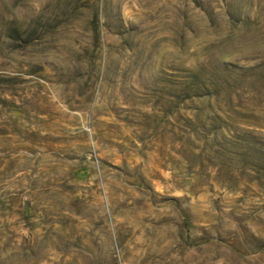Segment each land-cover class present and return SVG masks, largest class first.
Returning <instances> with one entry per match:
<instances>
[{
    "label": "rangeland",
    "instance_id": "obj_1",
    "mask_svg": "<svg viewBox=\"0 0 264 264\" xmlns=\"http://www.w3.org/2000/svg\"><path fill=\"white\" fill-rule=\"evenodd\" d=\"M0 264H264V0H0Z\"/></svg>",
    "mask_w": 264,
    "mask_h": 264
}]
</instances>
